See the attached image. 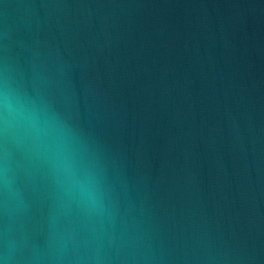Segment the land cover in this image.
I'll use <instances>...</instances> for the list:
<instances>
[{"label": "water", "instance_id": "95a60500", "mask_svg": "<svg viewBox=\"0 0 264 264\" xmlns=\"http://www.w3.org/2000/svg\"><path fill=\"white\" fill-rule=\"evenodd\" d=\"M0 264H264V0H0Z\"/></svg>", "mask_w": 264, "mask_h": 264}]
</instances>
